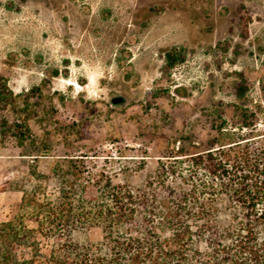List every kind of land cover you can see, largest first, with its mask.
I'll list each match as a JSON object with an SVG mask.
<instances>
[{"label":"rangeland","instance_id":"rangeland-1","mask_svg":"<svg viewBox=\"0 0 264 264\" xmlns=\"http://www.w3.org/2000/svg\"><path fill=\"white\" fill-rule=\"evenodd\" d=\"M172 50L180 59L168 67ZM3 83L0 222L68 180L76 204L100 208L107 182L142 188L221 121L237 131L246 112L264 131V0H0ZM217 207L225 218L227 204ZM37 238L48 253L53 242Z\"/></svg>","mask_w":264,"mask_h":264},{"label":"trees","instance_id":"trees-1","mask_svg":"<svg viewBox=\"0 0 264 264\" xmlns=\"http://www.w3.org/2000/svg\"><path fill=\"white\" fill-rule=\"evenodd\" d=\"M179 57L166 53L168 67ZM1 87L7 103L12 94ZM250 117L241 113L237 131L221 121L203 149L174 158L173 166L160 162L156 180L142 188L107 182L100 208L76 204L71 180L54 200L26 205L24 198L21 210L29 212L0 222V264H264V131ZM87 227L101 230L100 242L73 240ZM37 237L53 242L48 253Z\"/></svg>","mask_w":264,"mask_h":264},{"label":"flooded vegetation","instance_id":"flooded-vegetation-1","mask_svg":"<svg viewBox=\"0 0 264 264\" xmlns=\"http://www.w3.org/2000/svg\"><path fill=\"white\" fill-rule=\"evenodd\" d=\"M123 101H124V98L119 97V98H114V99L112 100V103H113V104H120V103H122Z\"/></svg>","mask_w":264,"mask_h":264}]
</instances>
